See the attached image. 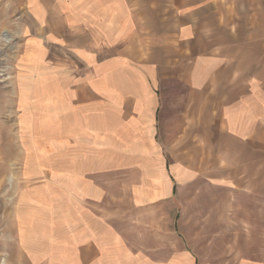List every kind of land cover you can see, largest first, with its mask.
Wrapping results in <instances>:
<instances>
[{"label":"crops","instance_id":"1","mask_svg":"<svg viewBox=\"0 0 264 264\" xmlns=\"http://www.w3.org/2000/svg\"><path fill=\"white\" fill-rule=\"evenodd\" d=\"M1 1L24 14L0 264H264L237 237L264 202V0Z\"/></svg>","mask_w":264,"mask_h":264},{"label":"rangeland","instance_id":"2","mask_svg":"<svg viewBox=\"0 0 264 264\" xmlns=\"http://www.w3.org/2000/svg\"><path fill=\"white\" fill-rule=\"evenodd\" d=\"M24 11L21 5H6L0 0V178L9 173L10 145L15 147L14 158L18 157L17 123L15 118V92L17 80V56L22 49L20 18ZM13 118V119H14ZM13 137V138H12ZM19 152V150H18ZM6 164V165H5ZM0 180V227H9L10 187ZM5 200V201H4ZM242 211L239 219L241 234L238 237L243 256H252L264 262V202L251 201L242 198L238 204ZM7 223V224H6ZM2 229V231H4ZM9 234H0L1 258L9 256L10 245L7 244ZM6 243V244H5Z\"/></svg>","mask_w":264,"mask_h":264}]
</instances>
